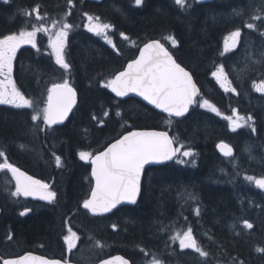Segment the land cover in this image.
Listing matches in <instances>:
<instances>
[{
	"label": "trees",
	"instance_id": "16d2710c",
	"mask_svg": "<svg viewBox=\"0 0 264 264\" xmlns=\"http://www.w3.org/2000/svg\"><path fill=\"white\" fill-rule=\"evenodd\" d=\"M176 2L0 0V40L27 27L32 29L34 23L36 26L34 15L45 21L64 18L73 28L66 41L65 68L58 67L55 72L50 68L48 62L52 59L43 34H38L34 46L24 45L16 52L11 73L21 96L38 101L41 93V107L48 88L63 81L78 95L70 119L56 128H48L42 121L33 123L28 109L0 106V152L7 151L11 166L50 185L55 193L48 208L38 209L32 202L13 198L10 192L15 183L8 172L0 171V178L7 179L0 186V264L1 258L26 251L43 256L60 255L58 235L65 230V215L73 233L87 243L85 246L94 245L101 253L89 264L115 254L132 264L152 257L161 264H264V192L254 190L245 178L264 179V155L260 154L261 166L256 164L247 170L240 163L239 169H232L227 166L229 159L219 155L215 145L219 141L234 144L236 152V140L239 143L243 132L228 134L226 125L215 123L207 113L199 111L197 103L187 117L170 119L137 100L118 101L107 91L106 85L113 75L133 57L140 44L152 39L167 44L166 39L172 38L177 42L172 51L174 57L193 75L201 90L200 98L217 101L214 103L227 116L235 109L243 114L248 111L243 109L239 98L217 88L212 78L215 67L235 60L223 62L211 47L214 38H225L234 31L244 34L240 38L248 37L251 46H263L264 6L254 8L252 13L257 20L253 22V14L239 19L231 16L227 8L230 4L225 0L215 4L197 0H184L186 5ZM252 2L254 5L255 1ZM87 16L96 17L106 25L104 37L113 38L115 48L102 41L97 33L84 29ZM262 60L256 58L258 65L248 71L250 74L245 77L248 87L264 81V57ZM52 77L53 82H47ZM230 79L232 88L237 89L234 79ZM100 106H104L109 117L98 127L93 119ZM261 121L258 118L254 141L260 139L264 125L263 122L261 126ZM134 128L167 131L181 156L184 153L190 156L181 163L175 160L147 169L137 206L120 208L108 217L91 218L80 209L91 181L89 166L79 158V153L98 152L122 132ZM243 137L253 140L245 133ZM35 150L41 153L40 158L35 156ZM240 160L244 162V158ZM26 208L33 214L21 218ZM185 232L194 237L196 249L181 253L176 250L175 242ZM19 244L22 252L7 254ZM38 244L53 252L39 248ZM70 261L84 263L74 257Z\"/></svg>",
	"mask_w": 264,
	"mask_h": 264
},
{
	"label": "water",
	"instance_id": "95a60500",
	"mask_svg": "<svg viewBox=\"0 0 264 264\" xmlns=\"http://www.w3.org/2000/svg\"><path fill=\"white\" fill-rule=\"evenodd\" d=\"M109 93L117 100L135 99L149 109L169 118L182 119L189 115L201 91L190 71L176 59L159 40L143 44L133 60L118 71L108 85ZM78 103L76 91L65 82L50 89L46 103L47 127L67 123ZM216 152L229 158L230 147L221 142ZM176 145L164 130L131 129L108 143L92 156H83L90 166L92 182L88 197L81 209L91 217H107L123 207L137 206L144 173L148 168L171 164L176 158ZM12 174L26 197L42 201L40 186L25 171L0 165ZM1 264H76L49 259L32 252L1 259ZM95 264H132L120 254L101 259Z\"/></svg>",
	"mask_w": 264,
	"mask_h": 264
},
{
	"label": "rangeland",
	"instance_id": "374dc122",
	"mask_svg": "<svg viewBox=\"0 0 264 264\" xmlns=\"http://www.w3.org/2000/svg\"><path fill=\"white\" fill-rule=\"evenodd\" d=\"M137 1L139 2V0ZM176 1H177L176 3L180 5L186 4L184 0L182 1L176 0ZM198 1H202V0H198ZM256 2L258 4L253 5L252 0L249 1L248 5L245 7L246 15L247 14L252 15L253 14L252 11H255L254 8L259 7V6H264V0H257ZM34 18L36 20V26L34 23L32 29H28L30 27H27L26 29H23V31L17 35L9 36L5 39L0 40V105L15 107L16 109H21V110L28 109L30 111L31 120L33 123L35 122L38 123L39 121H42L44 124L45 118H46V103H47V100L49 99V92L48 94H46V100L41 107H40L41 93H39L38 101L36 100L29 101L25 99L23 96H21V91L18 90L15 84L13 83V79L10 74L11 71L8 72V70L10 69L12 65L13 57L15 56L17 49L24 45L34 46L38 39L37 38L38 34H43V38L45 40V47H46V50H48L47 53L50 55L52 59L50 60L51 62L50 61L48 62L52 71L55 72V70H58V67L65 68L66 64L64 61V53H65V48H66V41L73 28L65 21L64 18H61L57 21L56 20L45 21V19H40V17H36L35 15H34ZM251 20L253 22L257 20L254 14L251 17ZM243 26H245L246 28H250V25H243ZM105 28H106V25L102 24L98 18L90 17V16H87L85 18L84 29L92 33H97V36H99L100 39L104 37ZM246 30H250V29H246ZM236 34H238L239 37L244 35L240 31H234L230 33L227 37H225V40H223V43L225 44L227 43V40H232L233 38L237 37ZM124 39L129 40V38H124ZM242 40L245 43L249 41L248 37H243ZM166 42L168 46L171 47L172 49H175L177 47V43L172 38L166 39ZM250 57H252V61L249 60ZM263 57H264V45L260 47L251 46L249 49V52L241 51L233 57L234 59H236V61H233L231 63V67H228L229 76H227V79L225 81L222 79V76H220L221 68H219V66H217L218 68L215 72L216 76L212 78L215 84L217 86H220L221 90L223 91L225 89L230 88L229 84L232 85V81L230 78H233L237 89L232 88L230 89V92L235 90V91H238L239 93H242L245 99L250 101V104L247 103L248 105L247 107H249L248 108L249 111H251L250 109L253 108L251 105L255 104L254 107L257 108L256 110H259V112H261V114L264 115V97L260 96L258 98L257 97L253 98L252 91H253L254 85L256 86V84L252 83L251 87H248L246 85V79H245V77L249 76L250 74L248 71L251 68L258 65V62H256V58L262 60ZM224 58L225 57H222L223 62L229 61V58L225 60ZM244 62H245V65H243ZM237 68H240V69H238L237 71ZM60 70H59V73L61 72ZM19 80L21 81V74H20ZM52 80H54L53 77L48 78L47 82L49 81L53 82ZM2 82H4L7 86L5 91H3L4 89L1 88V86H4V83ZM258 85L264 87V81L259 83ZM9 87H11L12 91L15 92L20 97V102H18V99L16 97L13 100L11 99L12 95L11 93H9V89H8ZM211 92H212V89L209 91L210 95H212ZM263 94H264V88H263ZM197 109L201 112L207 113L210 116V118L214 120L215 123L217 122L224 123L226 125V128H227L226 130L228 131V134L232 135L238 131L240 132V131L245 130V134H248L250 137H253V140L251 138L250 140H248V139H245L242 134V138L239 141L238 146H237V151L234 153L233 159L231 160L229 159V161L227 162V166L235 170L239 169V166L241 165L240 163H242V160L240 159L243 156L246 158L243 166H246L247 170L250 168V166H255L256 164H260L259 163L261 161L260 154L264 155V125L262 128V131L260 132L261 136H260L259 141H254V138L256 137L255 127L257 123L250 115H247L249 111L243 114L240 110L238 111L237 109H235L234 111L229 112V115L227 116V115H224L222 112L218 111L217 109H215L210 104V102L204 97H201L198 99ZM243 109L247 110L245 108ZM98 112L99 113L94 114L95 118L93 119V121L97 124L98 127H101L104 125V120L108 119L109 114L104 108V106H100V109ZM263 122H264V119L261 121V126ZM122 134L123 132L120 135ZM120 135H118V137ZM18 136L21 137V135H18ZM18 138L19 137H11L9 139H18ZM19 147H18L19 152L17 151L18 154L21 153V146ZM37 151L38 150H35L33 152L36 157L40 158L41 153ZM30 152L31 151H28V153ZM22 153H24V151H22ZM83 154H86V153L84 152L79 153V158H81ZM189 156H190L189 153L188 154L184 153L183 156H181L179 149H177V157L175 160L178 163H181L184 161V159L189 158ZM0 157L2 158L1 162H3V164H6L5 162H7V160L3 152H0ZM262 162H264V160ZM261 165L262 163L260 164V166ZM245 178L247 180V184H251L254 190L256 189L257 192H264V179H258L254 176H251V178L250 177H245ZM6 180L7 179L5 177L0 178V186L5 185V183L7 182ZM48 198L52 199L53 195L51 191L49 192L47 190L45 193V200H47ZM46 204L49 207V205L51 204V201L47 202ZM175 245H177L175 246L176 250L181 253H184V252L187 253L188 250L193 251L196 249V242L190 232H185L177 236V241L175 242ZM19 252H22L21 244L15 245L13 248L9 249L7 254H10V256H13V255L18 254ZM99 255H101V253L98 252L95 246L93 245V248L88 247L86 250L81 251L78 254V256H76V258L88 264L92 262L93 260L97 259ZM183 255L187 257L189 254H183ZM189 260H192V259H189ZM137 264H161V263L152 257L149 260H140L137 262Z\"/></svg>",
	"mask_w": 264,
	"mask_h": 264
},
{
	"label": "flooded vegetation",
	"instance_id": "af4514ba",
	"mask_svg": "<svg viewBox=\"0 0 264 264\" xmlns=\"http://www.w3.org/2000/svg\"><path fill=\"white\" fill-rule=\"evenodd\" d=\"M198 1V0H197ZM218 0H202V1H198L199 3H207V2H210V3H213V4H215L216 2H217ZM226 1V3L228 2L230 5L227 7V8H229V12H231L232 13V15L231 16H235L236 18L237 17H239L240 15L241 16H243L244 18L246 17V14H245V8L243 7V6H240V5H242V4H247L248 5V3H249V1L250 0H225ZM255 1V5L256 4H258L256 1L257 0H254ZM227 3V4H228ZM182 5H184V4H182ZM186 5V4H185ZM246 5V6H247ZM236 13V14H235ZM262 23H264V16L262 17ZM102 23V22H101ZM103 24V23H102ZM102 39V41H104V42H107L108 44H110V47L113 49V48H115L114 47V45H113V41H114V39L113 38H108V37H102L101 38ZM126 40V39H125ZM214 41H213V44L214 45H212V49L215 51V53H216V55L219 57V58H221L222 59V57H225L224 59H234L233 57L237 54V53H239V52H241V51H246V52H249V49H250V47H251V45L247 42V43H245L243 40H242V38H240V37H235V38H233L232 40H227V43H223V40H225V38H222V39H219V38H214L213 39ZM126 41H130V39L129 40H126ZM149 41V40H148ZM147 42V41H146ZM146 42H144V43H146ZM144 43H142V44H140L137 48H136V50H135V53L133 54V57L131 58V59H129L128 61H130V60H133L135 57H136V55H137V53H138V50H139V48L144 44ZM20 48L21 47H19L18 49H17V51H20ZM16 51V52H17ZM172 52V51H171ZM16 54V53H15ZM222 56V57H221ZM15 57V56H14ZM13 57V58H14ZM235 61H236V59H234ZM249 60H251L252 61V57H250L249 58ZM127 63V62H126ZM231 63H232V61H230L229 62V64H227V65H225V64H223V63H221V64H219V65H217V66H219V68H221V71H220V76H222V79L225 81L226 79H227V76H229V69H228V67H231ZM240 65H241V63H240ZM243 65H245V62L243 63ZM125 66V65H124ZM124 66H123V68H124ZM215 67L216 69L214 70V73H212V77H215L216 75H215V72H216V70H217V68L218 67ZM122 68V69H123ZM261 68H263V66L261 65ZM238 69H240V68H237V71H238ZM10 71H12V67H10V69L8 70V72H10ZM10 74H11V76H12V73L10 72ZM224 77V78H223ZM13 79V78H12ZM2 83H4V82H2ZM13 83H14V81H13ZM11 85V84H10ZM219 85V84H218ZM6 86V84L4 83V86H1V88L2 89H4L3 91H5L6 90V88H7V86ZM230 87V88H229ZM229 89H225L224 90V92L227 94V95H229V96H233V97H236L237 99L239 98V100L240 101H243V102H241V104H242V106H244V108L245 109H247L248 111H249V107H247L248 105H247V103L248 104H250V101H248V100H246L245 99V97H244V95L242 94V93H239V92H237V91H231L230 92V89H232V87H231V85H229ZM217 88L218 89H221V87L220 86H217ZM263 86H260V85H257V86H254L253 87V91H252V97L253 98H255V97H260V96H262V97H264V94H263ZM9 89V93H11V99L13 100V99H15V97L18 99V102H20V97L15 93V92H13L12 91V89H11V87H9L8 88ZM223 89V88H222ZM261 91V92H260ZM7 95H8V93H7ZM114 98V97H113ZM126 100H129V99H126ZM119 101V100H118ZM123 101H125V100H123ZM217 102V101H212V102H210V104L215 108V109H217L218 111H220V112H222L221 110H220V108L215 104V103ZM254 105L255 104H252L251 106L253 107V108H251L250 110L251 111H249V113L247 114V115H250L255 121H256V123L258 122V118L259 119H261V120H263L264 119V115L263 114H261V112H259V110H256L257 108H255L254 107ZM0 106H2V105H0ZM250 106V105H249ZM2 107H10V106H2ZM13 108H15V107H13ZM249 116V117H250ZM240 132H243V134L245 133V130L244 131H240ZM239 131L238 132H236V133H234V134H241ZM237 142H236V145L238 144V140H236ZM226 144L231 148V150L235 153V146H234V144L232 145V144H230V143H227L226 142ZM104 148V147H103ZM103 148H101V149H103ZM100 149V150H101ZM99 150V151H100ZM96 153V152H95ZM95 153H90V152H86V154H84L85 156H92L93 154H95ZM5 155V154H4ZM5 157H6V159L8 158V155H5ZM234 157V154L230 157V158H233ZM230 158H226V159H230ZM244 158V162H245V160H246V158L245 157H242L241 159H243ZM244 162H242V163H244ZM85 164H87L88 166H89V164L88 163H86L85 162ZM89 171H90V166H89V170H88V178L90 179V175H89ZM39 182V181H38ZM16 183V182H15ZM40 183V186L38 187V191L40 192V194L42 195V197H43V201H35V200H33V199H31V198H28V197H26L24 194H23V192L22 191H20V189H19V187L17 188L16 186H14V189L10 192V195L13 197V198H21V200L23 201V202H27V203H31L32 202V204L34 205V207H36V208H38V209H46V208H48V206H47V202H49V201H53V198H55V193H54V191L51 189V187H50V185H48V184H45V183H42V182H39ZM51 191L52 192V195H53V198L52 199H47V200H45V193H46V191ZM35 202L36 203H38V205L37 204H35ZM39 204H43V205H39ZM30 208H31V206L29 205V204H27ZM30 208L29 209H23V211H22V213H21V218H23V217H26V216H29V215H31V214H33V213H30ZM35 214H37V213H35ZM68 217H67V215H65V219H64V221H63V225L65 226V230H63L62 229V231H61V233L58 235V242H59V247H57V253H59L60 255H50L49 253H47V256H45V257H48V258H50V259H57V260H61V261H67V262H71L70 261V257H74L75 259H77L76 258V256L81 252V251H84V250H86L88 247H86L85 246V244H87V243H85V241H84V239L83 238H79L80 236H78V235H76V234H74L73 233V231H72V229L69 227V223H68V220L69 219H67ZM39 246V248H41V249H44L45 251H48V252H53V251H50L49 249L48 250H46L47 248L45 247V245H43V244H38ZM55 252V251H54ZM78 260V259H77Z\"/></svg>",
	"mask_w": 264,
	"mask_h": 264
},
{
	"label": "bare ground",
	"instance_id": "6f19581e",
	"mask_svg": "<svg viewBox=\"0 0 264 264\" xmlns=\"http://www.w3.org/2000/svg\"><path fill=\"white\" fill-rule=\"evenodd\" d=\"M242 16L240 15L239 17H237V19H239V18H241ZM17 150V149H16ZM12 151V150H11ZM18 151V150H17ZM5 155H8L9 156V154L7 153V151H5L4 150V152H3ZM91 186H92V184H91ZM90 189H91V187H90ZM90 191V190H89ZM89 194V193H88ZM88 197V196H87ZM120 209V208H119ZM117 211V210H116ZM115 211V212H116Z\"/></svg>",
	"mask_w": 264,
	"mask_h": 264
}]
</instances>
